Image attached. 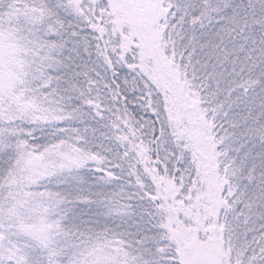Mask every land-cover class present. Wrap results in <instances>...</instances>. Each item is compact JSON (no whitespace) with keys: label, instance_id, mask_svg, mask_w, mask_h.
I'll return each mask as SVG.
<instances>
[{"label":"snow or ice","instance_id":"snow-or-ice-1","mask_svg":"<svg viewBox=\"0 0 264 264\" xmlns=\"http://www.w3.org/2000/svg\"><path fill=\"white\" fill-rule=\"evenodd\" d=\"M0 264H264V0H0Z\"/></svg>","mask_w":264,"mask_h":264}]
</instances>
